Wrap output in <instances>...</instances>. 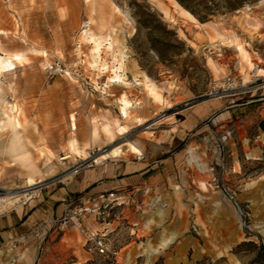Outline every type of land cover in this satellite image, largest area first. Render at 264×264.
Returning a JSON list of instances; mask_svg holds the SVG:
<instances>
[{
    "label": "rangeland",
    "instance_id": "obj_1",
    "mask_svg": "<svg viewBox=\"0 0 264 264\" xmlns=\"http://www.w3.org/2000/svg\"><path fill=\"white\" fill-rule=\"evenodd\" d=\"M138 5L156 11V20L144 18L149 26L162 24L152 37ZM160 6L178 17L170 0H98L94 13L87 0H0V55L14 64L0 73V264H22L25 240L12 232L29 210L27 239L43 234L48 201L65 183L60 164L75 144L81 151L78 140L98 141L94 159L131 151L142 137L149 151V138L181 125L186 109L221 97L256 107L174 144L175 185L153 207L125 205L107 226L94 223L107 229L114 257L88 253L75 229L61 231L58 203L35 264H264V77L256 72L264 71V2L202 28L165 21ZM107 127L113 143L100 138Z\"/></svg>",
    "mask_w": 264,
    "mask_h": 264
},
{
    "label": "crops",
    "instance_id": "obj_2",
    "mask_svg": "<svg viewBox=\"0 0 264 264\" xmlns=\"http://www.w3.org/2000/svg\"><path fill=\"white\" fill-rule=\"evenodd\" d=\"M231 105L232 102L228 97L212 98L196 103L185 110L181 125L171 127L165 132V135L158 136L159 139L149 138L150 141H153L152 144H149L153 146L149 151L147 145L144 144L146 142H142V137L134 145L139 153L122 150L118 156L109 153L106 154V157L102 155L98 159H94L90 156V149L94 148L98 141H94L92 137L78 140L77 143L81 151L75 153L74 156H69L60 164V174H66L63 177L65 183L52 196V200L48 201L49 207L46 211L48 216L46 214L45 219L42 220V226L46 228L43 234L35 240L27 239L34 230L32 218L36 216V211L33 213L32 210L28 211L24 222L12 232V240L19 237L25 240L22 252L25 251L26 254L21 259L22 264H35L36 254L45 243L46 232L52 231L50 223L53 222L54 209L58 203L60 206L57 208V214L63 212L61 217L68 208L89 204L92 198L111 192L118 193L123 198V206L132 204L133 209L138 210H147L153 207V200L167 195L168 190L175 185L172 166L180 165V156L179 153H172L174 144L184 142L188 137L198 139L210 120H213V124L222 125L229 118L248 119L256 107L253 103L235 108ZM174 128L178 134L174 132ZM101 137L108 139L106 134H100ZM76 146L75 144L74 148ZM157 152L166 154V157L159 161L153 160L154 153L157 154ZM79 153L82 155H77ZM142 191H146L148 194L144 200L140 199ZM50 207L53 209L52 212ZM122 211L123 213L127 212V207Z\"/></svg>",
    "mask_w": 264,
    "mask_h": 264
},
{
    "label": "built area",
    "instance_id": "obj_3",
    "mask_svg": "<svg viewBox=\"0 0 264 264\" xmlns=\"http://www.w3.org/2000/svg\"><path fill=\"white\" fill-rule=\"evenodd\" d=\"M143 195H147L146 191H142ZM122 197L118 193H103L92 198L89 204H81L68 208L63 217L55 222L56 226L61 230L75 229L84 241V247L90 254H96L103 258H109L116 254L112 252V246L107 239L105 231H98L95 224L107 226L109 223L111 212L124 205Z\"/></svg>",
    "mask_w": 264,
    "mask_h": 264
},
{
    "label": "trees",
    "instance_id": "obj_4",
    "mask_svg": "<svg viewBox=\"0 0 264 264\" xmlns=\"http://www.w3.org/2000/svg\"><path fill=\"white\" fill-rule=\"evenodd\" d=\"M184 10L188 11L192 16H194L199 23L202 25H207L219 16H225L228 14L236 13L248 5H253L264 0H175ZM145 8L146 17H141L138 21L142 27L148 29L150 37L153 36L155 31L163 29L162 24L157 20V25L151 27L147 24L144 18L150 20H156L157 13L152 11L146 6H139ZM165 47H170V43H166ZM160 59L164 60L163 55L156 50Z\"/></svg>",
    "mask_w": 264,
    "mask_h": 264
},
{
    "label": "bare ground",
    "instance_id": "obj_5",
    "mask_svg": "<svg viewBox=\"0 0 264 264\" xmlns=\"http://www.w3.org/2000/svg\"><path fill=\"white\" fill-rule=\"evenodd\" d=\"M97 1L98 0H87V4H90V9L92 11V13H94L96 11V6H97ZM157 0H149V2L151 4H154ZM173 2L174 5V11L176 12L177 16H174L172 10H170L167 7H161L160 11L164 17V20L173 24H177V22L179 20H183V21H188L192 24L198 25L199 27H204L205 25H202L201 23L198 22V20L192 16L188 11L184 10L175 0H170ZM117 12L120 13V10L118 8H116ZM196 50L198 49L197 47L195 48ZM238 50L241 52V54L243 55V59L248 62V64H250L251 66L253 65L252 60L250 55L248 54V52H246L245 50H243L242 46H239ZM16 60H21V57L16 56L15 57ZM14 67V64L11 61H7L3 58V55H0V73L2 72H10L12 70V68ZM255 70V69H252ZM256 72L258 73L259 77H264V71L263 70H256ZM129 107V103L125 102L124 103V108H123V114L125 116H127V108ZM105 134L107 137H110L113 139V133L111 131V129L109 127L105 128ZM74 148V147H73ZM129 149L135 153H139V151L137 150V148H135V146L133 144H129ZM73 151H75L76 153H78V150H76L75 148L73 149ZM121 151L120 150H115L113 151V155L114 156H118L120 155ZM107 155H103V157H106ZM69 158L65 157L64 159H62V161L67 160Z\"/></svg>",
    "mask_w": 264,
    "mask_h": 264
},
{
    "label": "water",
    "instance_id": "obj_6",
    "mask_svg": "<svg viewBox=\"0 0 264 264\" xmlns=\"http://www.w3.org/2000/svg\"><path fill=\"white\" fill-rule=\"evenodd\" d=\"M260 128L264 131V121L260 124Z\"/></svg>",
    "mask_w": 264,
    "mask_h": 264
}]
</instances>
